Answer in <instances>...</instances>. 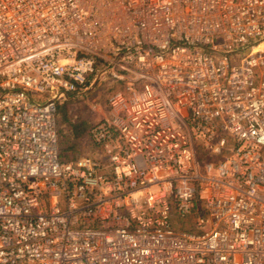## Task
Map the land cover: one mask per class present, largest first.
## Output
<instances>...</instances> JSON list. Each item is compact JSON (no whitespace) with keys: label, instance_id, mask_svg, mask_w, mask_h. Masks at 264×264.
<instances>
[{"label":"built area","instance_id":"built-area-1","mask_svg":"<svg viewBox=\"0 0 264 264\" xmlns=\"http://www.w3.org/2000/svg\"><path fill=\"white\" fill-rule=\"evenodd\" d=\"M0 264H264V0H0Z\"/></svg>","mask_w":264,"mask_h":264},{"label":"rangeland","instance_id":"rangeland-1","mask_svg":"<svg viewBox=\"0 0 264 264\" xmlns=\"http://www.w3.org/2000/svg\"><path fill=\"white\" fill-rule=\"evenodd\" d=\"M96 95H105L104 90L95 88L88 94H83L68 103H63L58 106L57 125L60 135V150L64 153L67 159L73 158L74 156L79 157L81 155H85L89 151L86 141V131L78 140L71 139L70 132L72 124H79L82 121H85L86 124L90 125L99 119V116L90 110L92 104L94 103L96 105L99 103L103 107L102 100L96 98ZM64 109L66 112L68 111L65 118L60 116L62 115V110ZM71 147L75 149L73 152L68 151Z\"/></svg>","mask_w":264,"mask_h":264},{"label":"trees","instance_id":"trees-1","mask_svg":"<svg viewBox=\"0 0 264 264\" xmlns=\"http://www.w3.org/2000/svg\"><path fill=\"white\" fill-rule=\"evenodd\" d=\"M62 111H63L62 115H60V116L65 118L68 114V111L66 112L65 109ZM89 126L90 125L86 124L85 121H82L79 124H72L71 125V132H70L71 139H74V140L80 139L83 136V134L85 133V131L87 133ZM74 150L75 149L72 147L68 149V151H70V152H73ZM61 155L64 159H67L63 152H61ZM77 157L78 156H74L73 158H77ZM188 229H189V227L187 228L186 226H184V227L182 226L180 228V230H188Z\"/></svg>","mask_w":264,"mask_h":264}]
</instances>
